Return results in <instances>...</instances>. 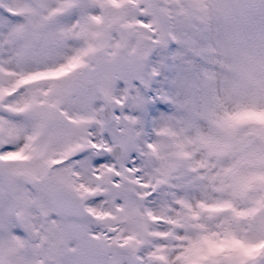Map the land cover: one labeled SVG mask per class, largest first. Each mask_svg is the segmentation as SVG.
Instances as JSON below:
<instances>
[{
  "label": "snow or ice",
  "instance_id": "6c2138e0",
  "mask_svg": "<svg viewBox=\"0 0 264 264\" xmlns=\"http://www.w3.org/2000/svg\"><path fill=\"white\" fill-rule=\"evenodd\" d=\"M0 264H264V0H0Z\"/></svg>",
  "mask_w": 264,
  "mask_h": 264
}]
</instances>
